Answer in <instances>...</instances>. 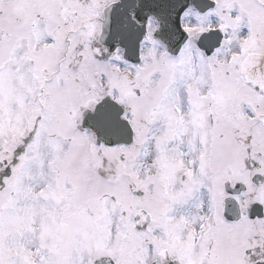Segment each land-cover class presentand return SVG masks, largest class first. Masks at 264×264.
Wrapping results in <instances>:
<instances>
[{"label": "snow or ice", "instance_id": "snow-or-ice-1", "mask_svg": "<svg viewBox=\"0 0 264 264\" xmlns=\"http://www.w3.org/2000/svg\"><path fill=\"white\" fill-rule=\"evenodd\" d=\"M0 264H264V0H0Z\"/></svg>", "mask_w": 264, "mask_h": 264}]
</instances>
